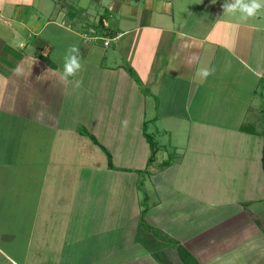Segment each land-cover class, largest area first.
Returning <instances> with one entry per match:
<instances>
[{
	"label": "crops",
	"instance_id": "0c3cea01",
	"mask_svg": "<svg viewBox=\"0 0 264 264\" xmlns=\"http://www.w3.org/2000/svg\"><path fill=\"white\" fill-rule=\"evenodd\" d=\"M107 1L0 0V264H163L140 223L146 194L148 224L200 264H264V15L241 21L223 14L225 0ZM73 44L83 67L61 83ZM200 66L213 74L201 80ZM150 123L169 146L142 190L135 179L117 195V173L147 166ZM132 194L122 222L117 205ZM9 217L15 233L2 228ZM137 233L134 255L111 260Z\"/></svg>",
	"mask_w": 264,
	"mask_h": 264
},
{
	"label": "trees",
	"instance_id": "16d2710c",
	"mask_svg": "<svg viewBox=\"0 0 264 264\" xmlns=\"http://www.w3.org/2000/svg\"><path fill=\"white\" fill-rule=\"evenodd\" d=\"M100 25L103 28H107L106 19L103 16H101V18H100ZM128 71L140 82L139 76L136 74V72L131 67H128ZM242 130L243 131H250V132L255 131L254 126L251 124L243 126ZM80 132L83 135H87L94 143L98 144L103 149V151L106 153L107 164L110 168H116V169L118 168L114 164L113 155L110 152V150L104 144H102L99 141V139L97 138V136L95 134L90 132L86 127H81ZM144 133H145L146 138L150 144L151 153L148 157L147 166L141 172L149 173L151 165L157 159V153L160 150V143L156 139L155 134L151 133L147 130L146 124H145V128H144ZM263 136H264V134H263ZM170 162H171V160L167 159L165 162H163V166L165 167V166L169 165ZM262 164H263V168H264V143H263ZM142 205H143V208L141 210V218H140L141 227L143 229L151 232L152 234H154V236H152V237H153L154 241L157 242V244H158L157 247H152L150 245V242L152 240L147 243L148 248L151 250L153 257L157 261H159L163 264H177V261H180L183 264H200L198 259L192 253H190L189 250L185 246H183L180 242L168 240L167 238H164L161 235L160 231L156 230L153 226L148 224V222L146 221V214H147V211L149 209L148 195L147 194L145 195V197L143 199ZM159 239L167 240L168 242H172V244L176 246L175 248H173L174 252H171L172 249L167 250L166 248H164L162 246V242H160Z\"/></svg>",
	"mask_w": 264,
	"mask_h": 264
},
{
	"label": "clouds",
	"instance_id": "9594fccd",
	"mask_svg": "<svg viewBox=\"0 0 264 264\" xmlns=\"http://www.w3.org/2000/svg\"><path fill=\"white\" fill-rule=\"evenodd\" d=\"M215 2V0H213ZM223 14L238 16L239 20L247 21L250 18H255L258 15H264V0H225L222 5ZM62 71L59 75L61 83L68 81L69 77H77L82 70L83 64L81 62L80 50L78 45H69L63 53L62 57ZM17 76H23V70L18 66L14 70ZM214 72L213 68L200 66L197 68L195 75L201 80H206L208 76ZM82 85V80L76 79L73 82L75 88H79ZM122 127H127V119L121 122Z\"/></svg>",
	"mask_w": 264,
	"mask_h": 264
},
{
	"label": "rangeland",
	"instance_id": "374dc122",
	"mask_svg": "<svg viewBox=\"0 0 264 264\" xmlns=\"http://www.w3.org/2000/svg\"><path fill=\"white\" fill-rule=\"evenodd\" d=\"M44 4H47L48 2L49 3H54L55 1H59L60 0H42ZM62 2L66 3L68 6H71L73 7V9H78L79 7L77 6V4L81 5V2L84 1L85 5H95L96 9L100 7L101 4H103L104 6H108L109 2L107 0H105L104 2L100 3L99 0H61ZM99 2V3H98ZM102 6V5H101ZM101 8V7H100ZM106 8H103V10H105ZM262 118L264 117V112H262ZM152 123V122H151ZM150 123V125L148 126L147 130L151 133H154L155 136H156V139L159 141V143H166L168 146H169V137H166L164 135H161V134H158L157 131L153 130V125ZM254 126H256L254 124ZM87 136V135H86ZM136 150V149H135ZM138 151V150H136ZM137 154H139V151L136 152ZM163 153H160L159 156H161ZM138 159V158H137ZM118 161L119 158H118ZM122 161V160H121ZM119 173H117V179L115 180V188H116V192H117V195L121 194V192L123 191V188H124V184H134V181L135 179H138V188H140L142 190V187H141V184L143 183V179L147 176L145 172L143 173H136L135 171H133V173L130 175L131 176V179L129 177H125V179H120L119 180V177H118ZM129 176V175H128ZM126 182V183H125ZM131 182V183H129ZM143 185V184H142ZM90 187V186H89ZM139 191V194L142 195V191ZM127 191V190H126ZM7 193V191H5ZM68 193V196L70 195V192H71V188H67V191ZM8 194V193H7ZM133 196L131 197V200L128 201V209L125 207V206H122V205H117V212H119V215H120V218H121V221L123 222L124 220L127 219V215H128V210L131 212V213H134L136 211V208L135 207V203H133V197L135 196L134 194H132ZM83 197V196H82ZM84 197L87 199V198H95V196H93L92 194L90 196H86L84 195ZM119 197V196H118ZM67 199V198H66ZM143 199V198H142ZM85 200V199H84ZM92 201V200H91ZM130 202V203H129ZM30 207V206H29ZM117 215V214H116ZM116 218V217H115ZM16 220H14L12 218V220H10V217L8 219H5V220H2L1 221V224H2V228L5 229V228H8L9 230L13 229V233H15V229L14 228H18L19 227V219H17L15 217ZM97 221L95 222H91V226H94ZM141 223V222H140ZM95 229L97 226H94ZM1 228V227H0ZM7 229H5V231H9ZM22 237V236H20ZM120 237L123 239H125L126 237V232H123ZM16 239V237H14ZM141 238L140 234H134L133 236V241L135 242L136 240V243L134 245H132V247H130L129 249H123L124 245L122 244V242H118L117 241V238H116V248H117V243L119 244H122L123 247L118 250L117 252H115V255L114 257H111L112 259L111 260H115V261H124L126 260L125 258H128L127 255L128 254H132L133 251L131 248H134L136 247L137 245H139L138 241L139 239ZM21 239V238H20ZM135 239V240H134ZM150 245L152 247H157V242H155L154 240H152L150 242ZM134 255V254H132ZM84 259V258H83ZM86 260V259H85Z\"/></svg>",
	"mask_w": 264,
	"mask_h": 264
},
{
	"label": "built area",
	"instance_id": "2783aa9c",
	"mask_svg": "<svg viewBox=\"0 0 264 264\" xmlns=\"http://www.w3.org/2000/svg\"><path fill=\"white\" fill-rule=\"evenodd\" d=\"M96 38H98V36H96V35H95V36H91V37H89V36L87 37V39H88L89 41H90V40L92 41V40H94V39H96ZM105 44H106V45L109 44V39L105 41Z\"/></svg>",
	"mask_w": 264,
	"mask_h": 264
}]
</instances>
